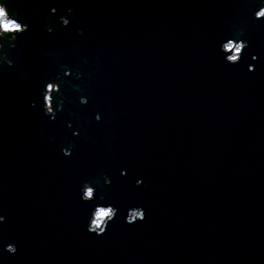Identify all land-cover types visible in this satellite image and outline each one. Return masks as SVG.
Here are the masks:
<instances>
[{
  "label": "water",
  "instance_id": "obj_1",
  "mask_svg": "<svg viewBox=\"0 0 264 264\" xmlns=\"http://www.w3.org/2000/svg\"><path fill=\"white\" fill-rule=\"evenodd\" d=\"M7 3L28 28L0 36V264H264L261 0Z\"/></svg>",
  "mask_w": 264,
  "mask_h": 264
},
{
  "label": "clouds",
  "instance_id": "obj_2",
  "mask_svg": "<svg viewBox=\"0 0 264 264\" xmlns=\"http://www.w3.org/2000/svg\"><path fill=\"white\" fill-rule=\"evenodd\" d=\"M55 11V10H53ZM257 19L264 18V0H261V7L254 13ZM61 20L64 25H67L69 21L61 17ZM28 25L25 23H21L19 19H17L13 15V10L8 6L7 0L6 2H0V36H4L5 34H20L26 31ZM51 31V28H49ZM14 40L17 36L13 37ZM9 42V41H8ZM10 45V43H9ZM14 46V45H11ZM248 46V42L246 40H238L235 38H229L226 41L222 42L221 50L226 53L225 59L227 62L235 64L238 63L243 55V50ZM253 59H256L254 56ZM5 54L0 53V61H5ZM9 65H11L12 61H6ZM252 66H250L251 70ZM58 80H52L47 82L42 91L43 99H44V111L45 114L51 115L53 118L55 117V113L58 109L62 108L63 101L57 100L56 107H53L52 97L47 93L60 92L59 83L56 84ZM87 100L85 97H81V103H86ZM96 119L99 120L100 116L97 114ZM65 155H70L71 150L69 148L63 149ZM105 182L110 183V178L105 177ZM141 183V181H137V184ZM87 186V187H86ZM95 188L89 181H85L81 187V199L85 202L91 201L95 199ZM117 208L112 204L103 205L97 204L91 212L90 220L87 225V230L91 233H95L97 235L104 234L107 230V227L111 221H113L117 214ZM104 214H101V213ZM146 214L142 207H134L131 208L126 217V221L128 223H133L135 221L145 219ZM5 219L4 216H0V221ZM6 251L14 254L17 251L16 245L14 243H8L6 245Z\"/></svg>",
  "mask_w": 264,
  "mask_h": 264
},
{
  "label": "snow or ice",
  "instance_id": "obj_3",
  "mask_svg": "<svg viewBox=\"0 0 264 264\" xmlns=\"http://www.w3.org/2000/svg\"><path fill=\"white\" fill-rule=\"evenodd\" d=\"M101 214H104L103 212Z\"/></svg>",
  "mask_w": 264,
  "mask_h": 264
}]
</instances>
